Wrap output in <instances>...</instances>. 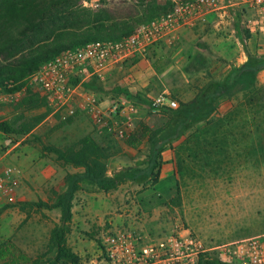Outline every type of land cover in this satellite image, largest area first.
<instances>
[{
	"label": "rangeland",
	"instance_id": "rangeland-1",
	"mask_svg": "<svg viewBox=\"0 0 264 264\" xmlns=\"http://www.w3.org/2000/svg\"><path fill=\"white\" fill-rule=\"evenodd\" d=\"M176 1L103 0L98 7H90L80 0L79 6L93 13H108L113 19L128 21L136 28L145 23L150 12L165 11ZM232 13L229 11L226 19L214 17L186 42L160 47L147 58L138 59L148 63L156 74L151 88L146 93L139 92L143 97L131 99L137 104L138 112L130 125L119 126L123 136L100 130L81 112L74 116L72 124L58 128L69 118L66 113L51 114L47 105L36 109L17 107L26 91L12 95L0 109V122L14 123V129H18L21 123L45 111L48 116L28 133L0 131V154L5 157V164L17 168L19 181L16 201L0 206V244L11 240L33 259L49 257L50 233L60 223L62 213L59 209L40 208L37 203L52 204L54 192L62 193L66 188L65 176L82 169L62 166L54 154L43 155L44 145L64 148L91 135L109 150L110 175L124 168L145 167L144 154L129 147L126 139L134 135L145 151L144 127L156 129L166 122L163 113L151 112V101L165 95L179 104L188 103L201 88L222 81L230 70L244 63L246 50L233 32ZM246 46L250 52L264 55V34H253ZM133 65L131 62L125 68L128 87L138 83L131 71ZM103 83L94 81V87L87 90L103 100L102 93L107 91ZM31 87L44 100L41 89ZM128 87L112 100L119 99L123 92L129 93ZM199 144L203 146L200 151ZM83 187L84 191L74 200L67 235L68 244L83 264L97 255L106 232L127 227L136 218L142 223L137 220L135 226L153 239L189 231L212 246L263 235L264 72L258 75L256 88L225 100L210 125L200 124L167 148L157 184L125 183L111 193L94 191L87 184ZM178 192L181 205L173 207L169 201Z\"/></svg>",
	"mask_w": 264,
	"mask_h": 264
},
{
	"label": "trees",
	"instance_id": "trees-1",
	"mask_svg": "<svg viewBox=\"0 0 264 264\" xmlns=\"http://www.w3.org/2000/svg\"><path fill=\"white\" fill-rule=\"evenodd\" d=\"M79 1L0 0V93L14 95L25 90L26 95L17 103V107L31 106L36 109L46 105L45 100L34 92L29 80L46 62L63 51L83 47L94 41L118 40L133 33L135 27L130 22L113 19L105 12H90L79 6ZM169 9L150 12L144 22L166 13ZM233 21L236 34L246 50V61L230 70L222 81L210 82L201 88L192 101H181L177 109L162 110L166 122L161 127H144V137L147 139L145 151L141 149L142 142L134 135L127 137L126 144L144 154L142 164L145 167L124 168L110 175L109 150L91 135H86L77 144L64 148L43 146V155L54 154L62 166H71L82 171L65 176L66 188L62 193L54 192L55 201L52 204L42 201L37 203L40 208L59 209L62 213L60 223L50 233L49 257L33 259L11 240H7L0 244V264H83L67 240L73 217V203L76 195L84 191L83 184L104 193H111L125 183L140 186L151 181L154 185L157 184L163 153L169 146L200 124L210 125L225 100L256 88L258 75L264 71V55L252 53L246 46L253 34L242 24L240 13L234 12ZM94 81L102 82L92 79L84 84V88L94 87ZM47 116V111L36 115L30 121L21 123L18 129H14V123L0 122V131L4 134L28 133ZM73 121L74 116L69 117L58 128L72 124ZM202 147L199 144L197 150L200 151ZM170 204L173 207L181 205L179 192L169 201ZM200 264L228 263L222 262L214 253H206L200 257Z\"/></svg>",
	"mask_w": 264,
	"mask_h": 264
},
{
	"label": "built area",
	"instance_id": "built-area-1",
	"mask_svg": "<svg viewBox=\"0 0 264 264\" xmlns=\"http://www.w3.org/2000/svg\"><path fill=\"white\" fill-rule=\"evenodd\" d=\"M102 1L85 0V5L98 7ZM229 11L241 14L242 24L251 34H264V0H178L166 13L138 25L130 35L63 51L46 62L29 84L41 89L51 114L66 113L72 117L78 112L85 113L100 130L123 136L119 126L132 123L138 112L137 104L127 98L105 104L84 84L92 79L104 81L112 67L126 68L160 47H172L180 40L182 30L206 25L213 15L226 19ZM11 97L0 93V109ZM178 107V101L165 95L150 103L153 113ZM4 159L0 154V206L16 201L19 186L17 168L5 164ZM137 220L142 223L136 218L127 227L106 232L97 255L85 264H200V257L206 253H214L228 264H264V234L208 246L189 231L153 239L135 226Z\"/></svg>",
	"mask_w": 264,
	"mask_h": 264
},
{
	"label": "crops",
	"instance_id": "crops-1",
	"mask_svg": "<svg viewBox=\"0 0 264 264\" xmlns=\"http://www.w3.org/2000/svg\"><path fill=\"white\" fill-rule=\"evenodd\" d=\"M234 12H236V11H233V13H232L233 19H234ZM214 17H215V15L211 16L208 23H210L211 20L214 19ZM207 26L208 25H206V26L200 25L194 29L182 30L179 42L181 43V42H186V41L190 40L191 36L194 33L201 31L199 29L207 27ZM233 32L236 33L235 28L233 29ZM199 40L200 39H198L197 42H199ZM245 61H246V57H244V62ZM133 64H135V66L133 65L134 67L131 69V71L134 74L135 80L138 81V83L134 87H128L127 86L126 79L128 76H126V74H125V72H127V70H125L124 67L116 66V67H112L108 71L107 76H106V80L102 81V82H104L103 84L105 86L107 85V87H106L107 91H103V93H102V95L105 97L103 99L105 104L108 101L114 99L115 96H117L119 93H121L124 88L126 89V87L129 88L128 89L129 93L123 92L119 96V98L129 99V97H132V99H134L135 97H138V96L143 97V95L139 92L146 93V90H149L151 88V86L153 84V78L155 79V74H156L155 71L150 67V65H148V63H146L144 61L136 60L135 62H133ZM145 70H146V74L144 73ZM262 72H264V71H262ZM159 81H160V85H163V87H164L165 85H164L163 81L161 79H159ZM110 85H112V86H110ZM165 153H166V151L163 153V156L165 155ZM221 244H223V243H221Z\"/></svg>",
	"mask_w": 264,
	"mask_h": 264
}]
</instances>
